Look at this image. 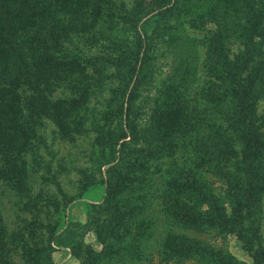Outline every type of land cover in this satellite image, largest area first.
I'll use <instances>...</instances> for the list:
<instances>
[{
	"label": "rangeland",
	"instance_id": "1",
	"mask_svg": "<svg viewBox=\"0 0 264 264\" xmlns=\"http://www.w3.org/2000/svg\"><path fill=\"white\" fill-rule=\"evenodd\" d=\"M263 1L252 4L259 9ZM102 6L114 14L140 11L134 26L118 22L107 39L139 44L135 74L128 85L104 77L94 58L106 51L126 58L124 47L72 35L65 47L85 66L97 95L72 109L68 130L49 117L33 122L40 163L32 167L33 146L24 144L28 193L0 177V264H254L247 248L264 264V149L246 161L235 132L237 101L211 88L214 67L221 68L215 45L231 61L245 50L249 0H104ZM254 41L241 77L256 74L250 94L263 146L264 17ZM136 81L132 138L125 137L121 114ZM114 89L118 102L111 100ZM65 95L59 89L52 98ZM114 106L119 110L110 119ZM29 110L24 106L23 114ZM193 217L208 223H191ZM177 244L185 253L180 259L178 251L166 252ZM142 248L146 253L138 255Z\"/></svg>",
	"mask_w": 264,
	"mask_h": 264
},
{
	"label": "trees",
	"instance_id": "2",
	"mask_svg": "<svg viewBox=\"0 0 264 264\" xmlns=\"http://www.w3.org/2000/svg\"><path fill=\"white\" fill-rule=\"evenodd\" d=\"M103 4L104 0H0V177L21 194L30 190L28 156L22 151L24 144L34 147L30 154L32 167L40 163L36 160L33 151L38 146L33 142L31 130L33 122H38L42 117H49L58 124H64L63 128L68 130V119L72 117L73 110L76 111L78 107L97 95V92L91 89V78L84 77L85 66L69 54L66 44L73 34L80 35V33L88 35L87 40L90 39L92 42L107 40L118 22L130 23L134 26L140 13L139 9L133 8L129 11L120 9L114 14L102 8ZM253 5L252 0H249L250 18L245 50L231 61L226 56L224 46L220 42L215 45L217 54L220 55L218 61L221 68L217 72V65L214 67L216 74L214 73L211 85V88H215L214 91L227 94L232 101H237L234 105L238 108L239 118L234 119L235 132L243 146V156L248 162L253 161L264 149L257 134L255 96L250 94L251 83L256 78V74L250 72L245 80L241 77L252 58V48L256 45L254 41L256 24L264 17V1L259 9L254 8ZM144 40L140 39L139 43L142 45ZM107 41L115 50L121 46L112 40ZM138 45L136 43V48L121 46L126 51V58L108 51L105 56L94 58L97 62L100 60L101 65L103 63L106 73L104 77H117L128 85L135 74L132 73V61L136 56V50L138 53L140 51ZM145 58L146 50L141 61ZM262 61L258 65L261 67L259 71H264V60ZM111 65L115 70L106 71ZM95 81V79L92 81L93 84ZM137 84L138 81L134 83V88L130 92L125 113L121 114L125 116L122 126L129 132V134L125 133V137L128 135L136 138L137 135L131 120V101H129ZM59 89H63L66 95L63 98L53 99V93ZM113 91L116 96L114 98L112 95L111 100L115 99L118 102L120 94L116 89ZM24 106L30 109L28 115L23 114ZM118 110L117 106H114V110L108 112L109 118L113 119ZM22 119L27 120L25 127L19 123ZM21 128L25 130L22 132ZM102 139L99 140V145ZM249 185L247 184V187ZM188 208L195 207L189 205ZM203 221L205 218L193 217L191 223H208ZM234 230L243 233L237 226H234ZM245 238L243 235L244 243ZM177 245L176 250L166 252L173 255L178 251V259H180V254L184 252H179L183 248ZM162 248L165 250L164 245ZM246 252L253 258L254 264L256 261H261L263 264V258L253 254L251 249L247 248ZM144 253L146 250L142 248L138 255ZM139 260L141 258L137 256L138 263Z\"/></svg>",
	"mask_w": 264,
	"mask_h": 264
}]
</instances>
